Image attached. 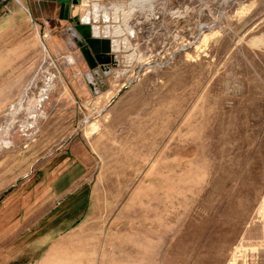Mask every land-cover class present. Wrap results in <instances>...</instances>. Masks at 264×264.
Listing matches in <instances>:
<instances>
[{
	"label": "rangeland",
	"instance_id": "374dc122",
	"mask_svg": "<svg viewBox=\"0 0 264 264\" xmlns=\"http://www.w3.org/2000/svg\"><path fill=\"white\" fill-rule=\"evenodd\" d=\"M17 1L0 9V264H264V0H82L71 16L126 30L98 80L56 0ZM23 200L26 225H5Z\"/></svg>",
	"mask_w": 264,
	"mask_h": 264
},
{
	"label": "water",
	"instance_id": "95a60500",
	"mask_svg": "<svg viewBox=\"0 0 264 264\" xmlns=\"http://www.w3.org/2000/svg\"><path fill=\"white\" fill-rule=\"evenodd\" d=\"M56 2L60 6L59 19L73 25L66 29L67 34L78 46L89 69L93 72L94 80H98L102 74L104 76V68L112 63L110 40L95 38L90 25L83 23L78 16H71V7L81 5V0H56ZM94 83L91 81L90 85L96 87Z\"/></svg>",
	"mask_w": 264,
	"mask_h": 264
},
{
	"label": "bare ground",
	"instance_id": "6f19581e",
	"mask_svg": "<svg viewBox=\"0 0 264 264\" xmlns=\"http://www.w3.org/2000/svg\"><path fill=\"white\" fill-rule=\"evenodd\" d=\"M149 1L150 0H131V2H130V4H129V6L131 7V8H133V7H138L139 9H142V8H147L146 6H147V4L149 3ZM151 3V2H150ZM91 7H92V5H91ZM89 13H90V11L89 12H87V15H88V21H90L91 19H93V15H91V16H89ZM107 16H108V14H104V16H102L103 17V19L105 20V21H103L102 23L104 24V25H114V24H116V23H114V21L112 22H110L109 21V19L107 20ZM82 19V18H81ZM114 19V18H113ZM117 19H118V17H117V13L115 14V21L117 22ZM94 20V19H93ZM83 21V20H82ZM83 22H85V21H83ZM99 22H96L95 21V24L93 25V33H94V36L96 37V38H98V37H100V36H102V37H105V38H107V37H109V38H111V45H112V50H113V48H118V44L119 43H121L120 42V40H118L122 35H124V31H126V30H122V29H120L119 27H122L121 26V24L120 25H117V26H119V27H115L114 29H113V31L112 32H110V30L109 29H106V28H99V24H98ZM118 24V23H117ZM113 37L115 38L114 40H113ZM123 37V36H122ZM118 38V39H117ZM117 39V40H116ZM119 45H121V44H119ZM124 47V46H123ZM136 56V55H135ZM129 58L130 59H133L134 58V55H133V53H132V55H130L129 56ZM136 58V57H135ZM129 60V59H128ZM106 74V73H105ZM42 92V96H44L45 94H46V92L45 91H41ZM24 94V93H23ZM25 100H26V97L25 96H23L22 97V99H21V101L17 104V105H14V108H13V111L11 112V113H13V112H18L20 109H22L23 108V106H24V102H25ZM23 112H24V110H23ZM39 117H40V113H38V110L36 109V111L35 112H32V113H29V115H28V119L30 120V121H28L26 124H24V125H22V129L23 130H29V131H32V130H35V126H36V124H37V122H38V120H39Z\"/></svg>",
	"mask_w": 264,
	"mask_h": 264
},
{
	"label": "crops",
	"instance_id": "0c3cea01",
	"mask_svg": "<svg viewBox=\"0 0 264 264\" xmlns=\"http://www.w3.org/2000/svg\"><path fill=\"white\" fill-rule=\"evenodd\" d=\"M87 3L83 2L82 1V4L79 6L80 7H85L87 6L86 5ZM104 8V7H103ZM72 9V7H71ZM105 9V8H104ZM87 10H84V13L81 15V18L82 19H88V15H87ZM94 12V11H93ZM93 12L91 13V15H93ZM76 14H74L75 16ZM94 17V15H93ZM63 20H60V23L62 22ZM84 21V20H83ZM65 22V21H64ZM99 24V23H98ZM120 25V23H118ZM124 24L121 23V26H123ZM104 28L106 29H109L110 32L113 31L114 29V26H110V25H106ZM37 42L35 40V36L33 33L31 34H27L26 37H24V85L26 84V82L29 80V77H30V73H31V69L34 67V64H31L29 65V61H28V53L30 52V48L32 49H37ZM63 48V43L61 44V42L59 40H53L52 43H51V46H50V50L52 53H55L57 52L59 49H62ZM35 52L37 50H34ZM34 63V62H32ZM92 132H95V130L91 131L90 133ZM8 215L12 216L14 215L13 214V209H11V211L7 212ZM6 216V215H5ZM20 218L19 220H5V225H9L11 224V226H16V227H24L26 225V219L24 218V200L22 201V204H21V207H20ZM14 221V222H13ZM17 221V222H15ZM13 258H11L12 260Z\"/></svg>",
	"mask_w": 264,
	"mask_h": 264
},
{
	"label": "built area",
	"instance_id": "2783aa9c",
	"mask_svg": "<svg viewBox=\"0 0 264 264\" xmlns=\"http://www.w3.org/2000/svg\"><path fill=\"white\" fill-rule=\"evenodd\" d=\"M11 1H13L15 3L18 2L17 0H0V9L3 10L4 12H6V13H9L10 12L9 11V2H11ZM81 4H82V0H81ZM83 23H86V24L90 25L91 26V29H92V33H93V25L95 24V21L93 19H91L90 21L83 22ZM93 35H94V33H93ZM98 38L99 39H103L105 37L100 36ZM107 38L111 41V38H109V37H107Z\"/></svg>",
	"mask_w": 264,
	"mask_h": 264
}]
</instances>
